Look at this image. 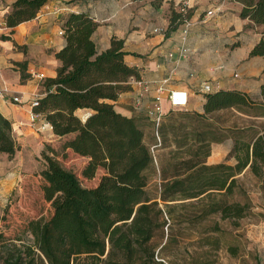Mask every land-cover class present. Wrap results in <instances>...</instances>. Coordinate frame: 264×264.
<instances>
[{
  "label": "trees",
  "instance_id": "obj_1",
  "mask_svg": "<svg viewBox=\"0 0 264 264\" xmlns=\"http://www.w3.org/2000/svg\"><path fill=\"white\" fill-rule=\"evenodd\" d=\"M50 1L14 0L7 27L35 19ZM233 1L244 6L243 19L264 27V0ZM192 15L184 3L178 11L172 4L168 33L186 25ZM98 26L85 13H72L65 20L66 45L55 54L60 63L57 76L45 81L44 95L34 109L56 138L44 142L45 165L39 173L43 199L52 214L27 223L29 242L7 237L0 218V264H165L157 260L168 226L164 215L181 218L184 215L176 217L175 209L188 207L174 203L194 199L202 218L219 214L224 220H239L247 215L249 204L214 201L213 192L233 196L236 177L247 168L264 178V133L234 144L230 155L237 160L235 166L208 165L205 160L212 143L221 139L210 118L225 109L256 107L248 94L240 90L207 94L203 114H180V131L175 130L178 120L164 129L162 122L159 127L149 123V117H127L112 102L131 89L129 83L140 79V71L125 61L122 40L113 38L111 47L99 52L93 40ZM250 56L264 58V31ZM261 97L264 100V85ZM78 111L92 113L83 120ZM151 128L154 140L146 137ZM157 149H169L171 159L159 169L158 189L150 190ZM17 150L13 124L0 112V156L14 157ZM64 151L87 160L84 178L103 172L96 186L84 187L77 174L63 166L59 155Z\"/></svg>",
  "mask_w": 264,
  "mask_h": 264
},
{
  "label": "crops",
  "instance_id": "obj_2",
  "mask_svg": "<svg viewBox=\"0 0 264 264\" xmlns=\"http://www.w3.org/2000/svg\"><path fill=\"white\" fill-rule=\"evenodd\" d=\"M211 1L209 4L208 2ZM14 0H0V112L13 124L17 144L16 179L28 172L33 159L40 158L44 142L52 139V128L43 129V119L31 122L30 102L37 95H44L43 84L57 76L60 66L55 54L66 45L64 24L68 15L85 13L93 18L98 28L93 35L99 52L111 47L116 38L124 42L125 61L140 71V79L130 81L131 89L112 102L116 110L137 119H149L161 92L163 95L162 126L167 128L179 121L180 114H203L207 94L221 90H240L243 85L233 79L239 53L231 43L246 24L243 5L233 0H51L31 21L9 28L6 16L12 11ZM185 3L192 10L190 26H180L168 33L171 5L178 11ZM228 8H234L231 19ZM212 11V15L207 13ZM224 11L222 16L220 12ZM256 27V26H255ZM233 29V31H232ZM159 30V32H155ZM187 33L184 34V31ZM219 30L229 32L227 40L216 36ZM162 31V32H161ZM262 35H254L249 47L260 42ZM221 42L230 45V54L223 57L218 51ZM186 50V53L182 51ZM250 65H260L264 70V58L251 56ZM258 70V69H257ZM44 75V79L38 75ZM253 74H257L254 71ZM264 75V73H263ZM264 81L259 85L261 89ZM210 87L207 92L206 87ZM247 89L248 86H245ZM183 90L189 95L185 109L172 110L168 101L171 91ZM14 97H21L22 104H15ZM85 111L83 120L91 115ZM153 124L152 120H148ZM154 140V128L146 130V137ZM161 147V139L157 134ZM165 149L157 150V152ZM212 154L208 159H212ZM214 163V161H210Z\"/></svg>",
  "mask_w": 264,
  "mask_h": 264
},
{
  "label": "rangeland",
  "instance_id": "obj_3",
  "mask_svg": "<svg viewBox=\"0 0 264 264\" xmlns=\"http://www.w3.org/2000/svg\"><path fill=\"white\" fill-rule=\"evenodd\" d=\"M226 11L232 19L234 8H228ZM223 14L224 11L219 13L220 16ZM263 31L264 27L246 24L242 31L239 30L237 39L231 43L232 48H237L239 53L233 79L238 85H243L240 91L248 94L257 106L243 111L221 110L210 118L221 139L212 143L211 153L214 155L212 154L211 160L205 159L208 165L226 163L235 166L237 160L230 155L234 144L238 140H250L253 133H264V100L259 88L264 81V75L262 72L259 74L260 65H250L251 56L248 53L254 35L260 36ZM215 35L221 36V41H225L229 37V32L219 30ZM218 51L223 57L228 56L231 52L230 45L221 42V49ZM254 71H257V74H253ZM84 114L85 111L77 112V116L81 118H84ZM178 118L176 131L181 130L183 121H180L182 115ZM54 139L55 136L48 141ZM61 144V140L57 139V145ZM169 152V149L155 152L157 172L150 182V190L158 189L161 177L159 169L171 159ZM16 157H9L6 154L0 156L1 229L13 240L22 239L29 242L32 236L26 231L27 223L34 219H47L52 214L51 206L45 202L41 191L43 181L39 173L43 170L45 162L42 156L33 159L29 171L22 172L20 177L18 174L15 179L13 173L17 167ZM59 158L63 166L77 174L84 187L96 186L100 175L103 174L100 171L95 178H84L82 171L87 160L72 151L61 152ZM236 178L238 188L233 196L222 197L215 191L212 198L214 201L223 199L229 204L248 203L247 215L239 220H224L219 214L202 218L196 200L174 203L186 204L188 207L185 210L180 207L175 209L176 217L184 215L181 218L171 219L164 215L168 226L165 228V238L157 251L158 261L165 264H264V178L254 175L249 168Z\"/></svg>",
  "mask_w": 264,
  "mask_h": 264
},
{
  "label": "built area",
  "instance_id": "obj_4",
  "mask_svg": "<svg viewBox=\"0 0 264 264\" xmlns=\"http://www.w3.org/2000/svg\"><path fill=\"white\" fill-rule=\"evenodd\" d=\"M184 8H189V6L187 4L184 3ZM212 15V11H209L207 13V16ZM186 26L189 27L190 26V22L186 23ZM155 32H159V30H155ZM162 32V31H161ZM187 33V30L184 31V34ZM61 35H64V32L61 33ZM183 53H186V50L182 51ZM38 78L40 79H44V75H38ZM207 92L210 91V87H206L205 89ZM163 95L164 93L161 92L159 94V96L156 99V103L153 106V108L148 112V117L155 123L156 127H159L164 113H163V105H162V101H163ZM43 97V95H37L31 102H30V108L32 110L31 112V122L35 123L36 120L38 119H43V117H41L40 115H37L36 113H34V109L36 107L39 106V101L40 99ZM168 101L170 104V107L172 110H179V109H185L187 108L188 104H189V95L186 91L183 90H175V91H171L168 95ZM13 102L15 104H22V99L21 97H14L13 98ZM45 121V120H44ZM45 128H52L51 125L49 123H47L46 121L43 123V129Z\"/></svg>",
  "mask_w": 264,
  "mask_h": 264
},
{
  "label": "water",
  "instance_id": "obj_5",
  "mask_svg": "<svg viewBox=\"0 0 264 264\" xmlns=\"http://www.w3.org/2000/svg\"><path fill=\"white\" fill-rule=\"evenodd\" d=\"M89 116H90V115H89ZM89 116H88V117H89ZM88 117H87V118H88ZM87 118H86V119H87Z\"/></svg>",
  "mask_w": 264,
  "mask_h": 264
}]
</instances>
